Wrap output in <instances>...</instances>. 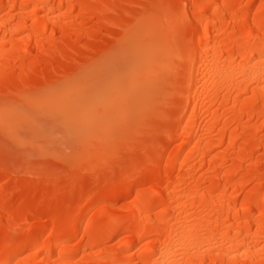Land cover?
I'll return each mask as SVG.
<instances>
[{"label": "bare ground", "instance_id": "1", "mask_svg": "<svg viewBox=\"0 0 264 264\" xmlns=\"http://www.w3.org/2000/svg\"><path fill=\"white\" fill-rule=\"evenodd\" d=\"M30 114L78 150L0 180V264H264V0H0V132Z\"/></svg>", "mask_w": 264, "mask_h": 264}, {"label": "rangeland", "instance_id": "2", "mask_svg": "<svg viewBox=\"0 0 264 264\" xmlns=\"http://www.w3.org/2000/svg\"><path fill=\"white\" fill-rule=\"evenodd\" d=\"M173 44L179 55H182L186 51V47L179 43V39L175 37ZM173 62L180 64L181 60L177 58L173 59ZM42 133L47 135L46 139L36 140L30 137V133L27 131V126L23 123L17 130V137L20 142H16L7 135L0 132V167L3 168L0 171V180H17L24 176L34 175L35 171L43 175H50L54 172L61 171L60 163L57 161V157L63 154L73 153L78 150V146L74 143V140L66 136L65 127L52 118L46 115L34 116L30 114ZM107 125L105 128H101L96 137L105 135V133L111 128ZM138 129V126L130 124L123 128L126 130L123 142L129 140L134 131ZM111 130V129H110ZM124 143L120 144L123 146ZM75 169L72 167L71 170ZM43 175L41 176L43 178ZM32 177V176H31ZM42 180V179H41ZM76 183L71 182V185ZM12 198H16L13 196ZM16 200V199H15Z\"/></svg>", "mask_w": 264, "mask_h": 264}]
</instances>
